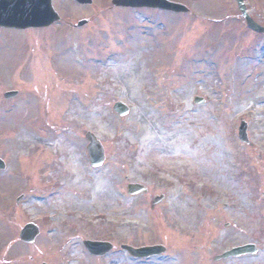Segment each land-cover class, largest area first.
Returning a JSON list of instances; mask_svg holds the SVG:
<instances>
[{"label":"rangeland","instance_id":"1","mask_svg":"<svg viewBox=\"0 0 264 264\" xmlns=\"http://www.w3.org/2000/svg\"><path fill=\"white\" fill-rule=\"evenodd\" d=\"M110 1L52 0L58 24L0 29V264H138L120 254L96 260L81 245L66 250L60 233L49 234V212L71 206L81 208L83 238L167 245L148 264H215L245 244L258 253L217 264H264V36L247 28L234 0H171L187 14ZM244 2L264 27V0ZM8 91L19 96L6 102ZM195 97L208 101L196 106ZM115 102L129 107L126 118ZM241 121L255 149L239 142ZM87 131L107 155L99 170L88 165ZM188 172L196 189L206 187L187 201L190 219L168 221L164 207L158 218L149 203L129 208L164 192L177 202ZM125 177H146L148 195L128 198ZM30 222L41 234L27 245L18 237Z\"/></svg>","mask_w":264,"mask_h":264},{"label":"water","instance_id":"2","mask_svg":"<svg viewBox=\"0 0 264 264\" xmlns=\"http://www.w3.org/2000/svg\"><path fill=\"white\" fill-rule=\"evenodd\" d=\"M81 5H90L92 0H76ZM242 17L245 19L247 26L251 30L264 34V28L255 24L247 15V11L243 0H236ZM115 7L123 8H147L158 9L175 14H186L188 9L183 5L169 2L167 0H117L112 3ZM59 21V16L52 8L51 0H0V27L15 28V29H28V28H45ZM85 22L79 23L83 26ZM15 94L6 95L13 97ZM202 99H195L196 104L203 103ZM113 110L120 116L128 114V109L121 103L115 104ZM247 126L241 123L239 128V139L248 143L247 140ZM86 140L89 142L87 147L89 161L92 167L101 166L105 160L104 150L96 137L91 133L86 134ZM4 169L3 163L0 161V169ZM146 190L140 185H128L127 193L129 195H138ZM160 198L155 199V203H159ZM39 230L35 225L29 224L25 226L19 236V240L23 243L32 244L38 236ZM85 247L95 257L105 256L111 251L112 246L107 243L85 242ZM124 249L134 258H147L150 256L160 255L163 251L160 247L132 249L124 247ZM256 252L253 246H243L239 249L228 251L220 259H229L230 257H240L246 254H254Z\"/></svg>","mask_w":264,"mask_h":264},{"label":"flooded vegetation","instance_id":"3","mask_svg":"<svg viewBox=\"0 0 264 264\" xmlns=\"http://www.w3.org/2000/svg\"><path fill=\"white\" fill-rule=\"evenodd\" d=\"M253 149H255V148H253ZM203 178H204L203 183L206 184L207 178L206 177H203ZM145 179H146V177L143 178V180H141V181L144 182ZM182 179L183 180L186 179V181L182 182L181 181ZM195 180H196L195 177L192 176V173H190V172H188V174H186V173L183 174V177H181V179L178 180V183L180 184L182 182V184H180L181 188L177 192V194L179 193L178 197L176 199L177 202H165V200L167 201L168 193L164 192L162 194L164 199L162 200V203L159 206L152 207L151 202H129V206H130L129 208L133 209L134 203H138L136 206L138 208L143 207V206L145 207L146 204L149 203L150 210L158 218L162 217L160 215L159 209L161 207H164V218H166L168 221L180 222L183 219H185L186 217L188 219H190L192 208H193L192 205L195 202H187V201L195 199V193L202 195L201 198H203V196L206 195V192H202L204 190V188H206V187H204V188L200 187V188L196 189ZM147 190H148L147 193L145 195H142V196L148 195L149 189H147ZM148 198L153 200V198H151L150 196H148ZM179 200H181V201L184 200V201L178 202ZM167 204H168V207H167ZM71 207L69 209H64L61 213H57V214L54 211L49 212L53 216V220L56 223V226L50 225L48 227L50 230L49 234H52L53 232H55L56 234L60 233L61 234L60 238L66 239L65 244H64V246L66 247V250H68L70 245H72L73 248H75L77 246L80 247V245H81L82 248L85 249L84 245H83L85 240H98L99 236H97L94 232L93 234H90L89 237H87V238L82 237V234H80V228H79V224L83 220L81 218V215H80L81 208H79L78 206H77V208H75V207L71 208ZM131 209H129L130 212L128 211V213H131ZM193 210H194V208H193ZM93 222H91V223H93ZM89 226H91V224ZM91 227H93V226H91ZM108 227H110V225H108ZM111 228L114 229V227H111ZM111 238H112V233H111ZM111 238H109V241L111 240ZM78 241L80 242V244L78 243ZM110 242L114 246V250H113L114 254H120V256L129 257L125 252L117 249L115 241H113V242L110 241ZM120 246H121V244H120ZM96 260H99V259H96ZM149 260H154V259H149Z\"/></svg>","mask_w":264,"mask_h":264},{"label":"bare ground","instance_id":"4","mask_svg":"<svg viewBox=\"0 0 264 264\" xmlns=\"http://www.w3.org/2000/svg\"><path fill=\"white\" fill-rule=\"evenodd\" d=\"M40 81H41V79L36 77V82L39 83ZM263 259H264V257H263Z\"/></svg>","mask_w":264,"mask_h":264}]
</instances>
